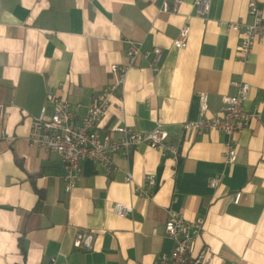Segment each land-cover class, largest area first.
I'll list each match as a JSON object with an SVG mask.
<instances>
[{
  "label": "crops",
  "instance_id": "crops-1",
  "mask_svg": "<svg viewBox=\"0 0 264 264\" xmlns=\"http://www.w3.org/2000/svg\"><path fill=\"white\" fill-rule=\"evenodd\" d=\"M165 1L174 2L0 0V264H153L173 248L164 235L170 211L204 220L194 253L210 251L214 264H264L262 123L252 120L233 135L237 159L231 164L223 159L226 133L181 126L198 117L201 93L206 116L219 113L223 98L237 91L234 80L249 83L246 107L264 117V43L257 40L242 63L238 34L227 26L249 21L251 0H211L202 17L194 15V0H182L174 12L161 10ZM255 1L264 12V0ZM186 19L190 32L179 47L174 40ZM128 42L143 51L160 46L159 69H151V56H138L97 128L102 136L117 125L147 131L161 117L179 142V157H162L142 144L128 158L114 154L109 174L84 159L67 191L57 154L28 141L32 117L43 105L50 115L49 93L80 103L82 116L112 80L110 66L128 64ZM126 170L137 184L145 173L155 174L152 199L134 193ZM216 175L221 180L212 188ZM115 202L131 205L132 215L114 213ZM77 229L95 232L91 249L74 246Z\"/></svg>",
  "mask_w": 264,
  "mask_h": 264
},
{
  "label": "built area",
  "instance_id": "built-area-1",
  "mask_svg": "<svg viewBox=\"0 0 264 264\" xmlns=\"http://www.w3.org/2000/svg\"><path fill=\"white\" fill-rule=\"evenodd\" d=\"M182 0H174L172 4L163 3L161 10L174 12L178 9ZM195 16H206L210 10L211 0H194ZM249 21L228 23V28L238 34L239 43L237 58L246 63L253 51L257 40L264 43V12L255 0L247 5ZM190 17V16H189ZM190 32V26L186 21L182 25L179 36L174 43L179 47H185ZM163 50L160 46H154L151 50L143 51L139 43L128 42L126 56L127 65L114 63L110 66L112 80L105 85L95 99L84 105L85 112L79 117L77 110L80 103L49 93L46 100L53 105L52 112L46 115V107L43 105L38 115L32 117L28 141L31 145L41 147L49 152L57 154L65 168L64 185L70 191L80 176V165L84 159L95 161L106 174L113 171L116 166L113 155L120 154L125 158L130 156L133 149L144 144L159 152L162 157L177 160L179 157V142L170 137L164 121L157 118L154 128L147 131H137L127 126H114L109 133L102 136L97 128L98 123L105 115L113 96L122 94L127 75L138 56L148 59L153 71L159 69ZM237 87L236 93L226 95L223 98V107L219 113L207 117V95H199L198 117L181 124L184 130L201 132L205 130L223 131L228 135L224 145V163L231 164L237 159V141L234 134L247 127L252 120L262 123L264 117L258 110L250 111L246 107L249 94V83L232 81ZM122 111V107L118 106ZM4 112V105L0 104V117ZM221 180L220 175L209 179V185L216 188ZM124 181L133 183L134 193L142 198L152 199L156 190V176L153 173H145L141 184L133 182L131 171H125ZM240 193H236L233 202L237 203ZM113 211L119 216H130L133 213L131 205L115 202ZM204 220H187L183 214L170 211L164 225V235L171 239L173 248L169 252L161 253L153 264H214L213 254L200 249L194 253V245L198 236L203 231ZM156 229H154V233ZM95 232L91 230L77 229L73 244L77 248L91 249L93 247ZM220 264H238L228 261Z\"/></svg>",
  "mask_w": 264,
  "mask_h": 264
}]
</instances>
